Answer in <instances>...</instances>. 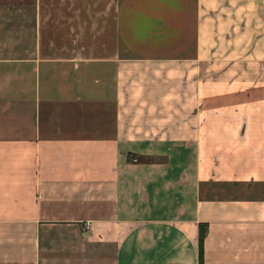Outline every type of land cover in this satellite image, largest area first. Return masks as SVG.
<instances>
[{"label":"crops","instance_id":"obj_1","mask_svg":"<svg viewBox=\"0 0 264 264\" xmlns=\"http://www.w3.org/2000/svg\"><path fill=\"white\" fill-rule=\"evenodd\" d=\"M115 31L44 54L38 0H0V264H199L200 224L202 264H264V0H120Z\"/></svg>","mask_w":264,"mask_h":264},{"label":"rangeland","instance_id":"obj_2","mask_svg":"<svg viewBox=\"0 0 264 264\" xmlns=\"http://www.w3.org/2000/svg\"><path fill=\"white\" fill-rule=\"evenodd\" d=\"M120 0H38L42 52L54 56H125L116 31Z\"/></svg>","mask_w":264,"mask_h":264},{"label":"trees","instance_id":"obj_3","mask_svg":"<svg viewBox=\"0 0 264 264\" xmlns=\"http://www.w3.org/2000/svg\"><path fill=\"white\" fill-rule=\"evenodd\" d=\"M205 228L204 225H199V264H202V250H203V237H204Z\"/></svg>","mask_w":264,"mask_h":264},{"label":"built area","instance_id":"obj_4","mask_svg":"<svg viewBox=\"0 0 264 264\" xmlns=\"http://www.w3.org/2000/svg\"><path fill=\"white\" fill-rule=\"evenodd\" d=\"M134 161L136 160V158L133 159Z\"/></svg>","mask_w":264,"mask_h":264}]
</instances>
